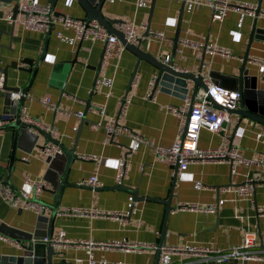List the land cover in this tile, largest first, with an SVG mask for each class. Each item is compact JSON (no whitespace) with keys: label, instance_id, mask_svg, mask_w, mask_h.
<instances>
[{"label":"crops","instance_id":"crops-1","mask_svg":"<svg viewBox=\"0 0 264 264\" xmlns=\"http://www.w3.org/2000/svg\"><path fill=\"white\" fill-rule=\"evenodd\" d=\"M24 1L28 0H19V4ZM35 1L40 4L50 2ZM65 1L56 0L54 11L74 18H86L77 0H72L70 6L65 5ZM228 1L233 5L257 6L259 3V0ZM181 5V1L177 0H104L101 13L112 20H133L143 35L141 49L160 61L165 55H170L167 63H173L179 70L197 73L202 66V74H206L207 80L213 84L215 79H210L207 75L209 72L236 75L247 49L254 16L230 10L223 22H217L212 20L211 9L207 6L194 8L185 3L182 9ZM13 6L14 1H0V67L12 62H17L18 67L7 69L6 85L21 89L29 83L23 102L25 112L55 129L53 139L56 145L61 144L65 149L76 147L75 159L66 176L69 185L62 191L58 209L99 208L121 214L109 218L56 213L52 222L53 238L58 237L59 231H64L65 238L71 242L92 240L157 246L165 226L162 237L164 246L224 249L240 245L244 233L254 231L258 234V246L264 249V214L258 211V207L264 206V174L257 165L245 161L255 159L264 152V136L260 134L264 124L230 113L229 138L239 146L245 160L233 165L228 162L191 161L185 170L175 173L170 166L158 161L151 142L167 146L174 141L180 119L175 110L183 107L191 98L193 82L188 80L187 88L183 89L176 84L155 88L154 81L150 89L151 79L156 77V68L125 48L119 59L110 57L102 62L98 73V91L91 95L90 107L85 111L104 43L78 42L72 30H64L59 38L57 27L44 33L25 29L16 22L12 25L5 17L12 14ZM260 10H264V0H261ZM179 18V38L228 48L233 57L213 55L179 44L174 51L173 41ZM148 22L149 32H163L165 38L146 37ZM256 27L263 33L260 34L262 38H254L250 44V60L256 57L264 59V16L258 17ZM42 52L34 73L25 70H33V66L22 63V60L36 61ZM246 67L249 68V75L255 77L256 88L264 90V67L251 61H247ZM148 91L151 97L145 98ZM107 92H110L108 97L105 96ZM126 93L130 96V105L122 126L127 132L111 142L106 139L103 124L113 116L118 101ZM46 95L54 104V110L42 104L41 99ZM6 97V90L0 89V119L8 111ZM99 104L105 106L102 117L94 110ZM75 112H82V118L78 119ZM98 122L101 125L94 127ZM36 133L38 137L34 145L23 140L20 148H15V159L8 173L14 133L10 128H0V178L4 180L8 176L10 186L15 189L31 191L25 182L26 177L50 184L46 179L49 171L47 156L36 146L48 141L44 135ZM220 142L218 134L205 129L199 133L198 145L201 148H213ZM79 154L95 155L99 157L100 164L97 167V160L81 159ZM121 158L126 159L128 169L122 182L117 183ZM94 171H97L99 181L97 188L77 184ZM248 179L255 180L250 200L233 192L217 190L220 186L240 185ZM133 192L138 199H134ZM55 197L56 192L51 189H44L39 194L38 199L49 207L43 215L51 214L50 206L55 202ZM168 197L171 209L165 218L166 205L162 200ZM191 204H214L217 209L213 213L179 209L181 205ZM36 219L34 212L11 207L0 197V230L8 227L19 232H31ZM0 234L7 238H0L1 256L21 254L22 240ZM85 249L83 244L58 242V253L53 261L89 264ZM92 253L97 264H153L155 259V249L151 248L125 250L93 247ZM40 254L44 255V250ZM191 259L186 253H163L159 264H187ZM220 264H264V261L230 260Z\"/></svg>","mask_w":264,"mask_h":264},{"label":"built area","instance_id":"built-area-1","mask_svg":"<svg viewBox=\"0 0 264 264\" xmlns=\"http://www.w3.org/2000/svg\"><path fill=\"white\" fill-rule=\"evenodd\" d=\"M185 1L186 4H190L192 7L197 8L199 6H207L211 9L212 20L217 22H223L228 11H242L249 16L255 15L256 4H238L233 5L228 0H177ZM72 0H66L65 5L70 6ZM259 16H264V10L259 12ZM6 20L12 22V14H8ZM15 22L25 29H34L44 33L50 32L52 28L57 27V36L60 38L64 30H72L76 41L81 42L88 40L91 42L100 41L104 43L105 50L103 55V61H107L110 57L119 59L123 50L126 48L116 34L109 32L105 26L99 23L95 19L89 18H74L68 14H56L51 10V3L40 4L35 0L24 1L19 4V12L16 16ZM112 28L122 33L125 42L134 46L140 45L143 35L139 32L136 23L133 20L116 21L111 24ZM152 38L164 39L163 32H149L148 34ZM178 44L181 47H190L197 50H203L213 55H219L222 57H233L230 49L217 46L214 44H206L200 40H190L187 38H178ZM170 60V55H165L162 62L167 63ZM251 62L264 67V59L253 58ZM135 76V75H134ZM134 78V77H133ZM155 76L151 79L149 87L154 85ZM3 78L0 74V89L2 90ZM207 90L199 89L195 98L187 99L185 105L175 110V114L179 116V126L174 141L167 146L156 144L151 142V146L154 149L156 158L164 165L170 166L173 171L177 166V172L183 171L187 168L191 161H216V162H228L234 164L238 161L245 160L243 158L239 146L233 144L229 138L230 127V113L229 110H233L238 107L240 94L237 90H230L224 88L218 84H213L209 80L205 81ZM100 85L99 79L95 84V91H98ZM10 102L16 103L20 98V92L9 91L7 92ZM110 92H107L105 96H109ZM151 97V92L148 91L145 98ZM42 104L50 110H54L55 106L51 102L48 95L41 99ZM130 105V96L122 97L118 103L113 116L105 123L104 129L106 139L114 142L116 138L127 130L122 126V121L126 117L128 108ZM218 105V106H216ZM96 112L102 117L105 113V106L103 104L97 105L94 108ZM78 119L83 116L82 112L74 113ZM4 114L0 119V128L4 123L8 122ZM20 120L27 126L30 131L37 132L38 130H44L50 134L53 138L55 136V129L51 126L45 125L42 121L33 118L28 115L24 107L21 109ZM101 125V122L94 124V127ZM202 129H205L213 134L220 136V143L213 148H201L198 145L199 133ZM74 131L76 128L73 129ZM264 136V130L260 133ZM61 150L58 145L48 141L43 149V153L47 155H53L60 153ZM81 159L97 160V167L100 164L99 157L89 154H79ZM249 163L255 164L259 167L264 174V152L259 153L255 159L245 160ZM127 161L125 158H121L118 162L117 168V183L122 182L127 174ZM26 184L29 185L31 191L27 192L21 189H15L12 186L6 184L2 178H0V197L11 207L19 208L22 210H30L36 215H42L48 210L47 204L38 199L39 194L44 189H51V185L42 180L25 178ZM255 180L248 179L237 186H220L217 188L218 192H233L239 197L250 200L253 195V185ZM80 186H89L95 189L99 186L97 171H94L88 178L82 179L77 182ZM179 209H189L196 211H203L207 213H213L217 209L216 205L200 206L197 204L181 205ZM258 211L264 214V206L258 207ZM60 215H86V216H102L115 218L121 214L115 212H108L99 208L83 209L79 207H65L58 210ZM1 239H7L0 234ZM54 242L67 241L69 243L83 244L86 249V254L89 259V264H97V261L93 257L92 248H124L130 249H155L157 246L152 244H125V243H106L95 242L87 240L82 243L71 242L65 238L64 231H59L58 237L52 239ZM162 254L168 253H186L191 256V261L187 264H194L197 262H215L217 264L225 263L230 260L241 261H264V249L258 246V234L254 231L246 232L243 235V241L240 245L231 246L228 248H213L203 246H161Z\"/></svg>","mask_w":264,"mask_h":264},{"label":"water","instance_id":"water-1","mask_svg":"<svg viewBox=\"0 0 264 264\" xmlns=\"http://www.w3.org/2000/svg\"><path fill=\"white\" fill-rule=\"evenodd\" d=\"M3 3H7L10 1H14V6L12 8V25L15 24L16 16L19 12V0H0ZM51 2V10L53 13L61 14L60 12L54 11V5L56 0H49ZM79 4L83 7L86 18L95 19L106 29L117 35L119 40L125 44V47L132 51L134 54L138 56L139 59H144L152 64L156 70V77H155V88L157 86H168L169 84H176L183 89L187 88V81L190 80L193 82L192 87V96L191 100L195 98L196 93L199 89L207 90V85L205 83L207 77L206 74H202V66H200L197 73L188 72L179 70L174 67L173 63H164L160 61L158 58L146 53L144 50L141 49L140 45L134 46L131 44H127L125 39L119 31H116L112 28L111 24L118 20H112L108 17H104L101 13V7L104 0H77ZM154 0H152L153 2ZM182 9L185 5V1H181ZM260 5L261 0L257 4L255 9V15L252 22V28L249 36V42L247 45V49L245 54L242 58V63L238 68V73L233 76H226L220 73L209 72L207 75L210 79H215V84H219L220 86L230 89V90H237L240 94L239 104L238 107L229 110V113L236 114L240 117H247L254 121L260 122L264 124V90L257 89L255 84V77L249 75V68L246 67L247 61H250L248 57V51L250 44L254 38H262L260 34L263 32L256 27L257 20L259 17L260 12ZM181 9V10H182ZM180 18L178 19L177 30L174 36V51L176 50L179 38V26H180ZM149 34V22L145 29V36L147 37ZM105 45L102 51V56L100 59V63L97 66L96 76L90 91V95L86 100L85 111L90 107V99L91 95L95 92V84L98 80V73L99 68L103 62V55H104ZM43 53L40 57L34 61L29 59L22 60V63L28 64L29 66H33V70L25 69L27 71H31L34 73V69L37 66L38 61L42 58ZM174 55V54H173ZM9 67L18 68L17 62H12L10 65L5 66L3 68L0 67V72L3 78L2 82V90H6V93L9 91H18L20 92V98L16 103H11L8 93L7 99L5 100L6 108L8 107V111L6 113L8 116L6 120L8 122L2 126V128H10L13 130L14 133V144L13 149L11 152L10 163L8 165V173L11 172L13 161L15 159V148L21 146V142L23 140L29 141L31 144H35L38 134L36 132L30 131L25 124H23L20 120L21 109L23 108V102L25 95L27 93L28 84L24 88H8L6 85L7 80V69ZM217 80V81H216ZM127 95V93L125 94ZM218 106V105H216ZM219 107V106H218ZM83 124V123H82ZM81 124V125H82ZM80 129L77 130V135ZM40 134L44 135L47 141H51L56 143V141L50 136V134L44 130H38ZM76 135V139H77ZM75 139V140H76ZM45 145L36 144V146L40 149L45 148ZM61 150L60 153H55L53 155H47L46 161L49 163V171L47 172V180L50 182L51 190L56 192L55 202L50 206L51 214L49 216L46 215H37L36 222L34 224V228L31 232H19L17 230H12L7 228H2L0 230L1 233L6 234L8 236L14 237L19 241L22 240L23 244L21 246L22 252L21 254L16 255H0V264H61L55 263L53 261V257L55 254L58 253L56 251V246L58 245L57 242L52 241V222L53 219L58 213V206L62 191L66 185H69L66 181L67 172L75 159L76 147L70 149H65L61 144L59 145ZM25 150H28L25 148ZM175 173L177 172V166L174 167ZM6 184L10 185L9 177L7 176L3 180ZM118 188H123L122 186H117ZM134 199H138L136 193L133 192ZM140 199V198H139ZM166 205L165 209V218L170 211V197L167 200H162ZM9 229V232L8 230ZM165 234V226H163L161 231V239L155 248V259L153 264H159L162 258V237ZM44 250V255H41L40 252Z\"/></svg>","mask_w":264,"mask_h":264}]
</instances>
